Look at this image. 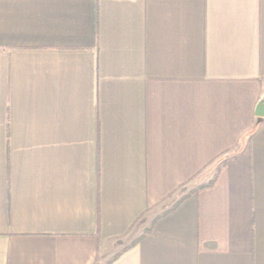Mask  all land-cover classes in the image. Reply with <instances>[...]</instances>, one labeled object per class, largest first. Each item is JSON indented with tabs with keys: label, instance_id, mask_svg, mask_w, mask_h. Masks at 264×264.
<instances>
[{
	"label": "crops",
	"instance_id": "0c3cea01",
	"mask_svg": "<svg viewBox=\"0 0 264 264\" xmlns=\"http://www.w3.org/2000/svg\"><path fill=\"white\" fill-rule=\"evenodd\" d=\"M260 107L264 0H0V264H264Z\"/></svg>",
	"mask_w": 264,
	"mask_h": 264
},
{
	"label": "trees",
	"instance_id": "16d2710c",
	"mask_svg": "<svg viewBox=\"0 0 264 264\" xmlns=\"http://www.w3.org/2000/svg\"><path fill=\"white\" fill-rule=\"evenodd\" d=\"M222 165V162H218L217 164H216V166H215V170H218L219 169V167ZM213 180V179H212ZM212 180H210L207 184H210L211 182H212ZM204 185H206V184H204ZM198 190V188H195V189H193L192 191H191V193H193V192H196ZM188 195H190L189 193H188ZM187 195V196H188ZM177 205V204H176ZM175 205V206H176ZM123 252V251H122ZM122 252H120V253H118L116 256H114L113 258H112V260L111 261H113V260H115V259H117V257H119L121 254H122Z\"/></svg>",
	"mask_w": 264,
	"mask_h": 264
},
{
	"label": "water",
	"instance_id": "95a60500",
	"mask_svg": "<svg viewBox=\"0 0 264 264\" xmlns=\"http://www.w3.org/2000/svg\"><path fill=\"white\" fill-rule=\"evenodd\" d=\"M261 112L262 115H264V109L262 107H260L258 110H257V113Z\"/></svg>",
	"mask_w": 264,
	"mask_h": 264
}]
</instances>
